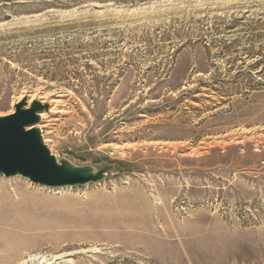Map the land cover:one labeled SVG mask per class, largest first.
<instances>
[{"label":"rangeland","instance_id":"rangeland-1","mask_svg":"<svg viewBox=\"0 0 264 264\" xmlns=\"http://www.w3.org/2000/svg\"><path fill=\"white\" fill-rule=\"evenodd\" d=\"M24 97L107 171L0 176L38 227L0 264H264V0H0V116Z\"/></svg>","mask_w":264,"mask_h":264},{"label":"water","instance_id":"water-1","mask_svg":"<svg viewBox=\"0 0 264 264\" xmlns=\"http://www.w3.org/2000/svg\"><path fill=\"white\" fill-rule=\"evenodd\" d=\"M50 107L28 97L17 102L12 114L0 116V176H22L48 187H76L103 180L107 168L94 171L58 160L36 126Z\"/></svg>","mask_w":264,"mask_h":264},{"label":"bare ground","instance_id":"bare-ground-1","mask_svg":"<svg viewBox=\"0 0 264 264\" xmlns=\"http://www.w3.org/2000/svg\"><path fill=\"white\" fill-rule=\"evenodd\" d=\"M32 101L28 99V106H30ZM52 111V109H49V111L43 112L41 119L48 117ZM40 131L44 140L42 129ZM14 197L12 199L11 194L5 188H0V241H33L32 236L26 235L25 232L38 229V227L37 225L27 223L28 216L24 212V209L21 208L23 199L20 193L16 192V196Z\"/></svg>","mask_w":264,"mask_h":264}]
</instances>
